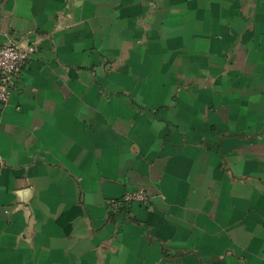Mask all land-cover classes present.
Listing matches in <instances>:
<instances>
[{"label":"crops","instance_id":"1","mask_svg":"<svg viewBox=\"0 0 264 264\" xmlns=\"http://www.w3.org/2000/svg\"><path fill=\"white\" fill-rule=\"evenodd\" d=\"M10 39L0 264H264V0H0Z\"/></svg>","mask_w":264,"mask_h":264},{"label":"built area","instance_id":"2","mask_svg":"<svg viewBox=\"0 0 264 264\" xmlns=\"http://www.w3.org/2000/svg\"><path fill=\"white\" fill-rule=\"evenodd\" d=\"M38 55L36 40L10 39L0 45V106L10 101L20 87V76L24 68ZM139 187L128 190L122 197L110 201L115 207L133 202L149 203L150 192Z\"/></svg>","mask_w":264,"mask_h":264}]
</instances>
